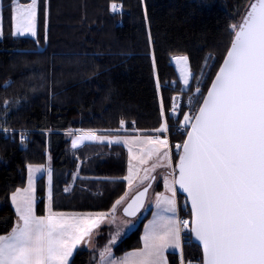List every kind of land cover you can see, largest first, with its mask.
<instances>
[{
    "label": "trees",
    "instance_id": "1",
    "mask_svg": "<svg viewBox=\"0 0 264 264\" xmlns=\"http://www.w3.org/2000/svg\"><path fill=\"white\" fill-rule=\"evenodd\" d=\"M38 3L37 36L30 38L10 34L9 0L2 2L0 235L6 234L14 222L15 212L9 203L11 191L24 183L27 164H44L47 152L52 158L55 201L61 199L70 204L64 207L69 209H109L125 190L121 178L127 169L126 150L112 145L107 149H114L108 152L104 146L94 144L73 150L68 131L113 132L120 128L121 119L126 122L121 130L149 133L158 128L161 98L168 115L171 97L180 91L177 70L170 57L176 53L187 55L191 71L197 74L205 59L214 55L212 80L230 46L229 25L240 21L249 0H38ZM112 4L120 9L113 12ZM153 51L162 85L159 92L152 67ZM173 81L177 83H170ZM171 120L170 117L169 124ZM21 134L25 137L23 143ZM176 139L173 135L172 141ZM79 159L83 174L102 177L94 185L84 184L85 187L92 184L94 194L82 193L78 188L75 196L63 192L70 181L64 174L67 169L73 170ZM43 190L44 182L40 179V196ZM180 198V212L190 219L185 200ZM38 211H43L42 200ZM141 225L115 246L116 254L140 246ZM186 237L184 258L201 259L200 248L192 240L189 243L188 232ZM94 255L79 249L74 254V264H93ZM168 261L180 264V255L171 252Z\"/></svg>",
    "mask_w": 264,
    "mask_h": 264
},
{
    "label": "snow or ice",
    "instance_id": "2",
    "mask_svg": "<svg viewBox=\"0 0 264 264\" xmlns=\"http://www.w3.org/2000/svg\"><path fill=\"white\" fill-rule=\"evenodd\" d=\"M2 2L0 37L4 34ZM110 7L113 12L118 10L116 4ZM9 8L10 34L37 36L38 0L26 3L9 0ZM44 15L47 29V4ZM229 31L230 47L206 94L199 86L203 81L190 69L189 57L183 54L170 57L175 62L181 92L191 93L188 106H196L194 112L183 111V105L178 103L181 97L172 96L168 115L161 98V123L151 135L121 137L98 135L92 129L69 130L68 134L74 137L73 148L90 140L119 143L128 149V174L123 177L128 189L108 211H55L52 168L27 164V186L11 192L16 219L11 230L0 235V264H74V254L81 244L95 250L92 241L105 224H115L117 228L109 233L110 238L99 251L95 264H169L166 252L170 248L180 251V264H194L193 260L186 262L184 258L185 230L189 243L194 238L202 248V258L197 264H264V0H249L240 21L230 24ZM148 38L152 44L150 32ZM151 58L159 92L162 85L154 51ZM193 80L198 85L194 92ZM4 103L7 105L8 101ZM171 116H176L177 130L184 137L182 143L175 145L178 154L175 165L166 135L170 132ZM125 123L121 119L116 131L123 129ZM24 139L21 134L22 143ZM153 158L156 162L144 168V174L140 175V166ZM48 160L51 161V156ZM157 167L169 171L164 176L165 192L155 194L156 211L144 226L143 246L117 257L112 246L122 228L135 226L130 219L117 224L118 207L126 205L123 212L127 217H136L145 208L152 187L150 181L155 179L150 173ZM45 172L47 204L45 214L37 215V174ZM76 178L74 173L73 180ZM138 185H144L142 190ZM178 190L186 196L185 207L190 205V219H179Z\"/></svg>",
    "mask_w": 264,
    "mask_h": 264
},
{
    "label": "crops",
    "instance_id": "3",
    "mask_svg": "<svg viewBox=\"0 0 264 264\" xmlns=\"http://www.w3.org/2000/svg\"><path fill=\"white\" fill-rule=\"evenodd\" d=\"M117 134L118 135H114L113 134V135H109V136H121V137L128 136V137H131L133 135H146L144 132H139V131H128L125 134H119V133H117ZM72 139H73V137L70 138V142H69L70 145H72ZM90 143L96 145V147H101L102 148L104 146L103 149L104 148L107 149V145H119V146H121L122 148H124L126 150V152H127V162H128V149H127L126 146H124L123 144H119V143L109 144L107 141H90V140H85L83 143L78 144L75 148H73V146H72V149L73 150H76V149L78 150V149L83 148L86 144H90ZM46 154H47L46 155V161H45V163L43 165H45L46 167L50 165V167L52 168V158H51V161L50 162L48 160V157L51 156V155L48 152ZM155 162H156L155 161V158H153L152 160L149 161L148 164L155 163ZM133 163L135 164L136 161H133ZM146 165L140 166L141 167L140 175H142L143 168ZM127 166H128V163H127ZM80 167H81V161L79 159L77 161L76 165L73 168L72 176H71V179H70V185L67 186L70 190L68 192H65L63 190L64 193L69 194V192H72V195L71 196H75V188L76 189L78 188L79 191L82 192V193L83 192H86V191L88 193H93V194L95 193L94 190H93L94 188H93L92 184L94 185V182H97V180L98 181L102 180V177H100V176L95 177V176H92V175L83 174L81 172V168ZM127 169H128V167H127ZM127 169H126V172H127ZM168 171H169V169H167L166 167H157L156 170L153 172V174L155 176V180L154 181L157 182V186L154 188V192H152V194H151V196L149 198L150 200H148L149 204H147L148 205L147 206V211L143 215V217H142L143 219L140 222L142 225H141V232H140V246L139 247H142L143 246L142 237L144 235V226L146 224H148V222L150 220L153 219V215L152 214H153L154 211H156V208H155V194L157 192H161V193L162 192H165V188H164V176L167 175ZM74 173L77 175V178L75 180H73V174ZM160 174H163L162 177L160 176ZM40 179H42L43 182H44V190H43L44 192H43V195H41V196L38 194V181ZM121 179L124 180L123 177ZM88 182H90L92 184L90 186H88V187H85L84 184L85 183H88ZM124 182L126 183L127 181L124 180ZM159 183H160V185H159ZM26 186H27V173H26V177L24 179V183L22 185L18 186V187H26ZM15 189H13L12 191H14ZM35 195H36V200H37V204H36V212H37V215H43V214H45V205L47 204V174H46V172L43 173L42 175L41 174H37L36 193H35ZM10 196H11V193L9 195V203L11 204ZM38 197H40V200H42V203H43V211L42 212H39L38 211V203L40 201V200H38ZM176 199H177L178 216H180V201H181V199L179 198L178 194H176ZM146 203H147V199H146L145 205H146ZM68 205H70V204L65 203L61 199H56V201H55L54 198H53V209L55 211H61V212H96V211H108L111 208L110 207L107 210H95V209L94 210H79V209L64 208L65 206H68ZM11 206H12V204H11ZM123 206L124 205L118 207V210H117V213H116L117 218H118L117 224H119L120 221H122V219L125 218V216L122 214V208H123ZM12 208H13V210L15 212V209H14L13 206H12ZM15 219H16V216L14 218V222H15ZM14 222H13V224H14ZM113 227H114V230H113ZM116 228H117V225H115V224L114 225H107V224L102 225L101 228H100V230L94 236V239L92 241L95 250H93V248H90L87 244H81L78 247V250L79 249H81V250H87V251H90V252L95 253L94 256L96 257V259H95V261L93 263V264H95V262L98 261V259H99V251L107 244L108 239L110 238L109 237V233L110 232H115ZM135 228L136 227H134L132 230L131 229H124L123 231H121V234H120L119 239L117 240L116 244L112 246V251H113V253H114L115 256H117V257L123 256V254L125 252H129V251H132L133 249H135V248H133V249L127 250V251H125V252H123L121 254H116L115 251H114L115 246H117L121 242V240H123L124 237L127 236V233L129 232V230H131V232H132ZM139 247H136V248H139ZM171 252H177L180 255V251L178 249L170 248L166 252L167 257H168V254L171 253Z\"/></svg>",
    "mask_w": 264,
    "mask_h": 264
},
{
    "label": "rangeland",
    "instance_id": "4",
    "mask_svg": "<svg viewBox=\"0 0 264 264\" xmlns=\"http://www.w3.org/2000/svg\"><path fill=\"white\" fill-rule=\"evenodd\" d=\"M21 2L22 3H26V2H28V0H21ZM118 8V10L120 9V7H117ZM15 37H30V38H35V37H32V36H30V35H25V36H15ZM181 54H183V53H176V54H173V55H181ZM172 55V56H173ZM183 55H185V54H183ZM215 56L214 55H209V59L207 60V63H205V61H204V63H203V65H202V67L200 68V70L198 71V73L196 74V76L197 77H199L202 81H203V83L201 84V85H199L201 88H202V91L204 92V94L206 93V91H207V88L209 87V85H210V83H211V80H210V78H211V75H212V72H213V66H214V63H215ZM172 63L175 65V62L174 61H172ZM203 73V74H202ZM177 74H178V72H177ZM212 79H213V77H212ZM180 84V83H179ZM198 85L196 84V82H195V80H193L192 81V92H194V90H195V88L197 87ZM178 92H181V85H180V91H178ZM178 92H176V93H178ZM184 92H185V94H184ZM175 93V94H176ZM183 93V101H184V104L185 103H187V105H184V107H183V111L185 110V109H193V108H195L196 106H193L192 108H190L189 106H188V97H189V95L191 94L188 90H185V91H183L182 92ZM170 108H171V104H170ZM172 118V117H171ZM179 119L180 120H182L183 119V116H182V114H180V117H179ZM172 123H170L169 125H170V132L169 133H166V135L168 136V138H169V140H170V150H171V155H172V161H173V165H175V163L178 161V154H177V149H176V147H175V145L177 144V142L178 143H181L182 142V140H183V136H182V134L180 133V131H178L177 129H178V127H179V125H178V120L176 119H174V118H172ZM97 131V134L98 135H105V136H109V135H118L117 133H119V134H125L126 132H128V131H126V130H120L119 132H117V131H113V132H110V131H98V130H96ZM69 132V131H68ZM145 133V132H144ZM146 135H151L152 134V132H149V133H145ZM173 135H175V136H177V139L175 140V141H172V136ZM71 137H73V136H70L69 138H71ZM73 139H74V137H73ZM72 139V140H73ZM90 144H92V143H90ZM109 146L111 147L112 145H108L107 146V148L109 149ZM70 147H71V149H72V145H70ZM107 149V150H108ZM112 149H114V147H112ZM111 149V150H112ZM111 150H108V152L109 151H111ZM128 163V162H127ZM136 164V163H135ZM152 164L153 163H151V164H147L144 168H150L151 166H152ZM128 167V166H127ZM143 168V169H144ZM72 172H73V170H68L67 169V171H66V173L64 174L65 175V178H67V179H71V176H72ZM128 174V169H127V172H126V174L124 175V176H126ZM144 173H142V175H143ZM150 175L151 176H154V174H153V172H151L150 173ZM162 175L163 174H160V176L162 177ZM124 176H122V177H124ZM124 181V180H123ZM125 183V182H124ZM70 185V181H69V183L66 185V186H64V188L65 187H67V186H69ZM159 185H160V183H159ZM144 185H138L137 187L140 189V188H142ZM157 186V182L156 181H154L153 182V184H152V187H151V189L149 190V192H148V197H147V203H146V206H145V208H143V210L136 216V217H134V218H128V217H123L124 219H122V220H127V219H130V220H132L133 221V224L135 225L134 227H137L139 224H140V222H141V220L143 219L142 217H143V215L146 213V211H147V204H149V202H148V200H150L149 198H150V196H151V194H152V192H154V188ZM63 188V189H64ZM128 189V185H127V182L125 183V190H124V192L126 191ZM135 191V190H134ZM134 193V192H133ZM133 193H130V196L133 194ZM69 194H71V192H69ZM124 194V193H123ZM122 194V195H123ZM181 196H179V198H180ZM183 198V197H182ZM181 199V198H180ZM184 200V199H183ZM181 214H182V212H181ZM183 215V214H182ZM183 216H185V215H183ZM137 220V221H136ZM132 227V228H131ZM133 226H125V227H123L122 228V230L121 231H123L124 229H133L134 228ZM113 230H114V227H113ZM131 230H129V232L127 233V235L131 232ZM116 231V230H115Z\"/></svg>",
    "mask_w": 264,
    "mask_h": 264
},
{
    "label": "built area",
    "instance_id": "5",
    "mask_svg": "<svg viewBox=\"0 0 264 264\" xmlns=\"http://www.w3.org/2000/svg\"><path fill=\"white\" fill-rule=\"evenodd\" d=\"M209 59V57H207V60ZM173 96H180L181 99L178 101V103L182 104L183 107L184 105H187V103L184 104V101H183V93L182 92H178L176 94H174ZM196 110V107L193 108V109H185L184 111H190V112H194ZM170 112V111H169ZM180 116V115H179ZM172 118H174L175 120L177 119L176 116H171ZM181 133V132H180ZM178 143V142H177ZM182 143V142H181ZM38 200H40V197H38ZM179 219L183 220V219H188L186 216H183L182 214H180L179 216ZM186 233L187 231L185 230L184 233H183V237L184 239L187 238L186 237ZM200 260V258H197L195 260H193L194 264H197V262ZM185 261L187 262L188 260L185 259Z\"/></svg>",
    "mask_w": 264,
    "mask_h": 264
},
{
    "label": "water",
    "instance_id": "6",
    "mask_svg": "<svg viewBox=\"0 0 264 264\" xmlns=\"http://www.w3.org/2000/svg\"><path fill=\"white\" fill-rule=\"evenodd\" d=\"M230 47V46H229ZM226 55V54H225ZM222 62H223V60H222ZM222 62H221V64H222ZM219 69V68H218ZM218 69H217V71H218ZM215 76V75H214ZM214 78V77H213ZM210 85H211V83H210ZM210 85H209V87H210ZM207 92V91H206ZM206 94V93H205ZM155 180V179H154ZM154 180H151L150 182H151V185L153 184V182H154ZM177 188H178V186H177ZM150 189V188H149ZM139 190H142V188H140ZM149 192V191H148ZM178 192V194L179 195H181V196H183V198L184 199H186V196H185V194L182 192V190H178L177 191ZM148 196V195H147ZM147 199V198H146ZM145 202H146V200H145ZM124 206H126V205H124ZM123 206V207H124ZM188 209H190V205L188 206ZM143 209H141L138 213H137V215L142 211ZM122 214L125 216V217H127L126 216V214H124V212H123V208H122ZM128 218H134V217H128ZM191 240H192V242L194 243V244H196L199 248H200V251H201V257H202V248L199 246V244H198V242L197 241H195V239L194 238H191Z\"/></svg>",
    "mask_w": 264,
    "mask_h": 264
}]
</instances>
